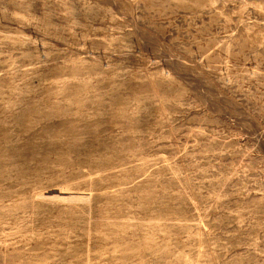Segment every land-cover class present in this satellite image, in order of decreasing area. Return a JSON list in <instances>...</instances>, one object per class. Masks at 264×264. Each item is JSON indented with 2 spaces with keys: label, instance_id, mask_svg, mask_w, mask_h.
Instances as JSON below:
<instances>
[{
  "label": "rangeland",
  "instance_id": "1",
  "mask_svg": "<svg viewBox=\"0 0 264 264\" xmlns=\"http://www.w3.org/2000/svg\"><path fill=\"white\" fill-rule=\"evenodd\" d=\"M0 264H264V0H0Z\"/></svg>",
  "mask_w": 264,
  "mask_h": 264
}]
</instances>
